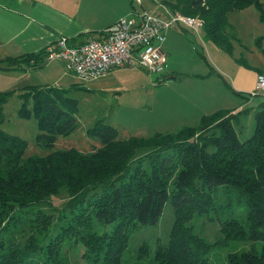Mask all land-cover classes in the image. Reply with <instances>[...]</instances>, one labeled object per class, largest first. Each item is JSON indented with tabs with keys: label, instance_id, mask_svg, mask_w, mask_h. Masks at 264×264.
<instances>
[{
	"label": "trees",
	"instance_id": "1",
	"mask_svg": "<svg viewBox=\"0 0 264 264\" xmlns=\"http://www.w3.org/2000/svg\"><path fill=\"white\" fill-rule=\"evenodd\" d=\"M163 2L201 18V30L226 50L237 38L227 41L225 31L233 11L251 5L264 25V0ZM45 55L42 48L0 58V67L38 68ZM72 89L86 88L27 86L19 94L17 114L36 120L35 139L47 154L24 157L26 140L0 130V264H123L131 232L157 225L167 204L172 222L167 239L154 243V264H209L212 248L230 242L249 247L229 252L226 264H264V102L256 106L252 135L243 140L233 121L250 108L220 110L195 125L148 137L119 138L100 119L86 132L99 146L52 149L58 136L77 126L78 101L67 96ZM11 94L0 92V124ZM211 209L222 215L221 236L212 243L191 224ZM147 247L138 245L137 260Z\"/></svg>",
	"mask_w": 264,
	"mask_h": 264
},
{
	"label": "rangeland",
	"instance_id": "2",
	"mask_svg": "<svg viewBox=\"0 0 264 264\" xmlns=\"http://www.w3.org/2000/svg\"><path fill=\"white\" fill-rule=\"evenodd\" d=\"M150 1L141 0L139 5L135 0H0V58L36 53L61 37L94 38L133 9H151ZM163 1L153 0L158 5L154 8L167 10ZM228 22L227 41L237 37L230 50L223 49L202 30L186 26L169 29L161 45L166 58L164 72L159 75L142 67L125 66L81 81L67 72L58 59L38 68L24 64L20 68L0 67V92H12L3 105L5 119L0 130L26 140L24 157L47 154L50 150L35 139L39 133L36 120L17 114L21 105L19 94L27 86L70 88L78 84L88 90L67 92V96L78 101L77 126L68 135L58 136L52 149L73 147L89 151L99 146L98 139L86 132L100 119L115 127L119 138L148 137L195 125L203 115L220 110L237 112L250 108L233 121L238 137L246 139L254 130L256 106L264 102L255 85L258 71L264 73V25L251 5L230 13ZM233 215L237 216L238 211ZM221 217L219 210L211 209L192 219V231L212 243L221 236ZM171 222L172 212L167 204L157 225L131 232L123 264H154V243L167 239ZM142 243L148 245V253L137 260V248ZM248 247L249 242L214 246L208 256L209 264H226L229 252ZM82 251L80 247L79 254ZM71 262L79 263L82 259L72 257Z\"/></svg>",
	"mask_w": 264,
	"mask_h": 264
},
{
	"label": "built area",
	"instance_id": "3",
	"mask_svg": "<svg viewBox=\"0 0 264 264\" xmlns=\"http://www.w3.org/2000/svg\"><path fill=\"white\" fill-rule=\"evenodd\" d=\"M141 5V0H135ZM164 15L142 8L133 9L101 32L98 38L69 42L61 37L45 47L44 62L60 60L67 72L81 81L104 76L120 67H142L150 73L162 74L165 55L161 45L166 32L175 26L199 31L203 21L199 17L167 10ZM256 92L264 97V73H257Z\"/></svg>",
	"mask_w": 264,
	"mask_h": 264
},
{
	"label": "crops",
	"instance_id": "4",
	"mask_svg": "<svg viewBox=\"0 0 264 264\" xmlns=\"http://www.w3.org/2000/svg\"><path fill=\"white\" fill-rule=\"evenodd\" d=\"M150 3V2H149ZM151 5H152V7H151V9H149L148 8V10H151V11H153V12H155V13H158V14H161V15H164L163 13H165L167 10H170L169 9V7L166 5V4H164V6L165 7H167V10L166 9H161V8H154V7H157L158 5H156L157 3H153V0H151V3H150ZM144 8V7H143ZM180 28V27H182V25H177V26H175V28L177 29V28ZM175 28H174V30H175ZM171 30H173V29H171ZM103 31V29L101 30V31H99L98 33H97V36L96 37H94V38H97V37H100L101 36V32ZM170 31V30H169ZM169 31L168 32H166L167 34L169 33ZM167 34H165V39L164 40H166V36H167ZM79 39L80 38H77V37H68V40H69V42H71V43H74V42H79ZM81 39H83V38H81ZM53 43H55V41L53 42ZM53 43H51V44H53ZM50 43H47V44H45V45H43L40 49H39V51L42 49V48H45L47 45H49ZM38 51V52H39ZM166 55V54H165ZM165 58H166V56H165ZM163 72H164V70H163ZM159 80V79H158ZM234 112H236V110L234 111ZM233 112V113H234Z\"/></svg>",
	"mask_w": 264,
	"mask_h": 264
}]
</instances>
